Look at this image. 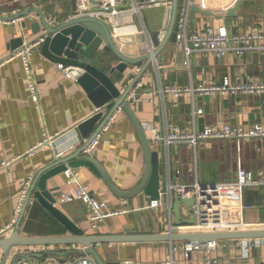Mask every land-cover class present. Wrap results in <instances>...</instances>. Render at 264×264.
Instances as JSON below:
<instances>
[{
	"label": "crops",
	"instance_id": "1",
	"mask_svg": "<svg viewBox=\"0 0 264 264\" xmlns=\"http://www.w3.org/2000/svg\"><path fill=\"white\" fill-rule=\"evenodd\" d=\"M75 1L0 0L1 18L18 15L23 17L11 22L0 21V59L6 58L24 42L34 38L38 32H34L33 21H41V17H44L51 22V19L65 20L73 16ZM128 1L130 5L126 6ZM139 1L145 0H116L119 11L109 16V24H116V31L112 35L127 36L128 43L120 42V46H124L129 55L135 56L142 53L140 39L147 30H162L166 27L168 13V7L164 4L137 7L136 3ZM191 1V30L203 28L211 22H225L233 32L249 30L254 26H261L264 30V0H242L231 16L227 15V8L233 6L236 0ZM186 4L187 0H179L176 18ZM194 6H199L201 11ZM204 10L211 12L206 13ZM104 12L106 13L101 11L99 17L108 23V15ZM175 28L176 20L168 40L163 43L159 39L158 47L161 48L154 62L137 80L141 82L140 100L137 107L130 105L139 120L154 122L161 132L170 130L173 125L181 129H198L205 124L228 122L234 127L248 128L254 122L264 123V92L215 91L174 97L160 91L161 87L175 84H222L226 77L232 84L250 80L264 82V49L246 54L228 52L221 57L203 50L187 58L183 48L175 44ZM18 37H22L23 41L21 44L19 41L18 46L12 49V41ZM104 45L105 43L101 44L103 47L97 49L90 61L106 71L122 92L130 86L144 60L132 62L123 70L114 68L111 71V66H115L120 58L104 49ZM104 58L106 60L103 62ZM29 61L38 90V99L35 101L30 95L22 59L11 57L0 63V227L15 215V206L26 184L31 192L38 170L55 158L69 155L80 146L82 141L78 140L74 125L96 110L87 92L59 63L35 48L29 55ZM195 106L203 110L193 116ZM110 107L111 104L105 108L104 114ZM49 139L50 142L47 141ZM155 147L159 150L163 147L160 185L167 173L171 180L192 182L198 179L201 182H213L219 179L234 180L239 168L264 167V137L206 139L196 148L187 142H171L168 145L158 143ZM91 154L102 162L114 183L121 189L133 188L143 176V148L125 110L117 113L115 121L101 131L99 143ZM3 160L9 163L2 165ZM72 168L78 172V180L67 181L63 170L48 177L46 186L55 196L56 206L82 228L84 233L165 230L167 214L164 200L160 206L152 207L148 204L151 196L144 190L125 197L116 195L103 178L94 174L87 166ZM28 177H31L29 183ZM78 181L88 184L90 192L106 202L105 210L117 212L95 221L91 218V209L87 203L79 199L62 200V194L71 191ZM36 187L37 184L34 188ZM229 191L225 197L228 204L234 206L232 202L238 199L241 206L240 210L229 206L227 217L239 214L245 222L256 225L254 229H263L264 183L244 185L240 192L233 188ZM180 206L183 213L189 207L184 203ZM18 231L31 236L71 234L32 193L20 216ZM8 233L9 231L4 236ZM259 239L245 257L242 256L241 239H219L218 256L221 261L234 264L264 259V237ZM96 246L107 258L132 259L134 264H150L168 254L170 241L109 242L98 243ZM73 248L76 250L73 251ZM84 250L82 245L76 243L15 246L4 264L12 263L15 252L42 253L41 256L30 259L32 264H42L50 258L67 264L83 255ZM0 252L2 261L1 248ZM201 256V251H194L185 264H197ZM21 260L27 262L28 258H18L17 264Z\"/></svg>",
	"mask_w": 264,
	"mask_h": 264
},
{
	"label": "built area",
	"instance_id": "2",
	"mask_svg": "<svg viewBox=\"0 0 264 264\" xmlns=\"http://www.w3.org/2000/svg\"><path fill=\"white\" fill-rule=\"evenodd\" d=\"M97 1V2H94ZM191 0H187V4L179 11L176 18L175 28V44L180 45L187 58L199 51H209L219 57L228 52H235L238 54H246L250 51L257 49H264V30L260 26H254L252 29L233 32L229 30L228 25L225 22L222 23H207L203 28L192 29L189 26V11ZM164 4L168 8L171 6V0H145L136 3L137 7L145 5ZM92 6H104L110 8L106 11L108 18L106 20L109 24V16L118 13L116 6V0H76L75 1V15L80 14H94L101 16V11H91ZM22 16H15L12 18H1L0 21L11 22L16 19H22ZM55 20L51 19V22ZM111 33L116 31V24H109ZM43 37L33 38L23 45L12 51L6 58L20 57L23 61L26 71V77L28 79V85L31 98L35 101L38 99V90L35 79L33 77L31 64L29 61V55L32 50L39 45ZM151 48V45H150ZM152 49V48H151ZM0 59V63L6 59ZM188 61V59H187ZM62 67V65L59 63ZM69 75V73L66 71ZM140 81L134 83L131 90L126 93V101L132 106L137 107L140 100L139 88ZM160 91L170 93L174 97H178L183 94L197 95L209 92H264V82H256L250 80L249 82H236L230 83L226 77L222 84H206L197 83L190 85H168L160 88ZM102 108H96L99 110ZM123 110L121 104H119L115 110L110 113L108 119L102 125L99 131L93 136L90 142L83 149L84 153H92L99 143L101 137V131L108 128L116 119L117 113ZM202 108L195 106L192 110V115L195 116L202 112ZM142 126L150 140V144L156 148L158 143L168 145L171 142H187L196 148L200 142L206 139H223V138H250V137H264V123L254 122L248 128L234 127L228 122L205 124L202 128H190L181 129L176 125H173L170 130L161 132L159 127L154 122L143 121ZM48 142L51 139L47 140ZM7 160L1 162L2 165L8 164ZM168 169V167H167ZM65 175L67 181L73 179L78 180V172L72 167L65 169ZM31 177H28L27 183H29ZM264 183V167L239 168L237 176L234 180L219 179L213 182H201L198 179L192 182H182L179 180H171L169 173L166 174L163 183L159 186L158 197H151L148 199V204L152 207H158L162 204L163 200L166 202V214L167 221L164 232L170 233L172 230L178 232L187 231H215V230H229L234 225L240 224V228H255L252 222L250 226H247L241 216L234 215L227 217V212L230 210L228 207L236 208L240 210V200L236 199L232 202V205L228 204L225 199L226 194L229 193V189H236L237 192L241 190L244 185H257ZM175 195L193 197V203L181 214L185 218L192 217V222H180L174 221L175 215L172 210V202ZM30 197V191L27 184L22 188L20 199L15 206V215L5 225L0 227V236H4L8 230L13 229L19 222L20 216L24 210V206ZM62 200L79 199L87 203L91 209V218L93 220L105 219L117 210H105L106 202L94 193L90 192L88 184L78 181L71 191L62 194ZM183 204V203H182ZM235 204L237 206H235ZM259 238H246L243 240L244 249L251 250L253 244L259 242ZM219 240L207 241L204 243L193 242L187 240L170 241V250L168 254L161 260L151 262L150 264H185L192 256L194 251H201L202 256L197 264H234L229 262H223L218 256ZM250 253V251H249ZM1 262V252H0ZM27 264H32V261H27ZM42 264H63L55 258L46 259ZM67 264H97L95 259L89 254L83 255L69 261ZM246 264H264V259H258L253 262H247Z\"/></svg>",
	"mask_w": 264,
	"mask_h": 264
},
{
	"label": "water",
	"instance_id": "3",
	"mask_svg": "<svg viewBox=\"0 0 264 264\" xmlns=\"http://www.w3.org/2000/svg\"><path fill=\"white\" fill-rule=\"evenodd\" d=\"M242 0H236L234 5L227 8V15L235 14V9L239 7ZM97 2V1H94ZM179 0H171V6L168 8L166 27L162 30L153 29L147 30L143 38L140 39L139 56L129 55V51L124 46H120V42L128 43L127 36L122 34L113 36L109 24L101 17L94 14H80L71 16L65 20H57L48 22L44 17L40 20L32 22L34 32H38L34 38L43 37L39 45L35 49H39L42 54L56 63H60L66 71L73 76L77 82L87 92L88 96L93 101L96 108L88 116L74 125L76 136L81 140L80 146L76 148L69 155L55 158L42 166L37 174L35 181L32 184L30 193L53 215L55 216L71 234L60 236H31L26 232L22 234L18 231V223L15 228L7 235L0 236V248L2 250V261L4 264L5 259L15 246L33 245V244H50V243H71L80 244L84 247V252L89 253L97 262V264H134L132 259H114L107 258L101 254L97 248L98 243H111V242H141V241H176L187 240L193 242H207L218 239L238 238V237H264L263 229L251 230H215V231H187L171 233L158 231V232H122V233H84L73 220H71L59 207L56 206V198L46 186V179L56 173L65 170L67 167H78L80 165L87 166L94 174L103 178L108 188L116 195L130 196L144 190L152 198L158 197V189L160 186V165L164 162L162 148H154L150 144V140L142 126L141 121L137 117L134 109L125 95L130 87L138 80L142 73L154 62L155 56L161 47H158L159 39L161 38L165 43L173 31L176 20L177 8ZM130 2L126 4L129 6ZM120 8L119 6H117ZM198 11H201L199 6H194ZM91 11H108L110 8L104 6H92ZM210 13L211 11H205ZM22 14V13H20ZM20 16V15H18ZM24 24V22H22ZM117 38V39H116ZM118 40V41H117ZM22 37L13 39L11 48L15 49ZM105 43L104 49L112 51L120 58V61L111 66V71L114 68L123 70L128 64L136 61L144 60L143 65L134 76L130 86L120 92L116 87L115 82L109 75L90 61V58L96 53L97 49ZM19 44V45H20ZM125 45V44H124ZM150 45L154 47L150 48ZM103 47V46H101ZM106 59H103V62ZM111 104L109 110L105 108ZM121 104L123 110L126 111L131 119L138 137L140 139L144 158L145 170L141 180L136 186L130 189L119 188L112 178L110 177L105 166L95 156L90 153H84L82 150L90 142L93 136L100 130L102 125L108 119L110 113ZM81 155V156H80ZM37 184V187L35 185ZM193 197H185L175 195L172 202V210L174 212L176 223L192 222L193 218H185L181 214V203L189 206L193 203ZM73 251L76 248L72 249ZM42 253L38 252H15L11 264H17L18 258H28V261L34 257L41 256ZM18 264H27L24 260Z\"/></svg>",
	"mask_w": 264,
	"mask_h": 264
},
{
	"label": "rangeland",
	"instance_id": "4",
	"mask_svg": "<svg viewBox=\"0 0 264 264\" xmlns=\"http://www.w3.org/2000/svg\"><path fill=\"white\" fill-rule=\"evenodd\" d=\"M52 139V138H51ZM82 152H83V150H82ZM190 206V205H189ZM190 218H192V217H190ZM247 226H250V222H247ZM241 226H240V224H236V225H234L231 229H229V230H240V229H243V230H251V229H253V228H250V227H248V228H240ZM15 227H13V229H14ZM13 229H10V230H8L9 231V233L13 230ZM223 230H225V229H223ZM7 231V232H8ZM172 231H176V230H172ZM171 231V232H172ZM170 232V233H171ZM176 232H178V231H176ZM8 233V234H9ZM239 239H241V242H242V251H243V253H242V256L243 257H245V256H248L250 253H249V251H250V249L248 250V251H246L245 249H244V242H243V240L244 239H246V238H251V237H243V238H241V237H238ZM252 238H257V237H252ZM219 240V239H218ZM176 241H180V240H176ZM252 249V248H251Z\"/></svg>",
	"mask_w": 264,
	"mask_h": 264
}]
</instances>
